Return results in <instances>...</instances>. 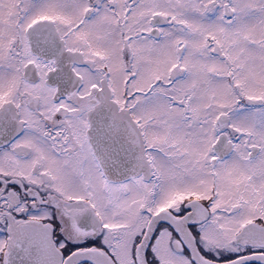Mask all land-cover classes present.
<instances>
[{
	"label": "snow or ice",
	"instance_id": "snow-or-ice-1",
	"mask_svg": "<svg viewBox=\"0 0 264 264\" xmlns=\"http://www.w3.org/2000/svg\"><path fill=\"white\" fill-rule=\"evenodd\" d=\"M0 264H264V0H0Z\"/></svg>",
	"mask_w": 264,
	"mask_h": 264
}]
</instances>
